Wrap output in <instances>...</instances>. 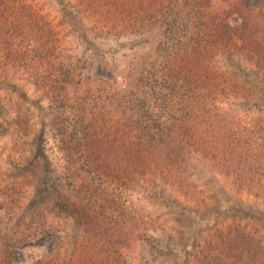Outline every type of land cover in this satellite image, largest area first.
Here are the masks:
<instances>
[{"label":"rangeland","instance_id":"374dc122","mask_svg":"<svg viewBox=\"0 0 264 264\" xmlns=\"http://www.w3.org/2000/svg\"><path fill=\"white\" fill-rule=\"evenodd\" d=\"M155 1L6 0L2 6L11 19L0 18V224L7 222L18 236L26 232L20 227L24 218L32 236L38 222L52 224L46 233L13 243L17 258L12 264H63L82 250L92 255L116 250L122 254L116 264H264V165L252 169L255 181L245 183L234 162L221 163L200 146L150 151L145 171L122 204L137 211L139 225L131 232L116 221L121 213L113 197L123 192L121 187L112 192L118 183L106 171L121 167L111 140L98 162L91 158L95 145L105 135L112 139L111 119L152 124L156 115L173 126L174 111L168 108L180 92L159 82L164 80L161 69L175 57L173 52L161 55L157 46L206 35L193 18L174 25V0ZM246 3H237L226 19L228 48L215 56L213 80L202 79L206 91L215 90L207 103L230 113L226 131L239 139L250 136L258 152L264 144V40L259 42L256 27H264V0ZM172 26L174 36L168 33ZM45 30L61 66L41 72L35 47ZM190 56L178 67H196L194 53ZM64 73L70 77L62 87L58 79ZM43 74L52 77L43 79ZM180 74L184 92L195 79ZM52 78L56 89L48 83ZM175 127L182 136V127ZM252 130L260 133L254 137ZM234 144L228 141L223 154L237 159L241 152ZM179 152L192 178L190 188L174 169L173 184L159 173L162 153L177 158ZM154 184L166 192L159 201L148 194Z\"/></svg>","mask_w":264,"mask_h":264},{"label":"trees","instance_id":"16d2710c","mask_svg":"<svg viewBox=\"0 0 264 264\" xmlns=\"http://www.w3.org/2000/svg\"><path fill=\"white\" fill-rule=\"evenodd\" d=\"M147 1L151 5H153L154 2L158 4V2L155 0H145V2ZM174 1L175 5L170 11V13L173 14L172 18L174 20V25L179 27L181 23H185L188 18H193L194 26H201L203 28L201 30L206 31L204 39L199 38L197 35L196 37L189 38V40L180 42L174 46L168 44L164 45V43H160L157 46L159 47L161 55H167L173 52L175 57L172 63L166 64L161 69L163 70L162 74L164 80L159 82L160 86H162L163 83L167 85L164 86L165 88H171L173 93L180 92L178 101L171 106L172 108H168L174 111V113L171 114L172 118H174V125H166L161 120H158L156 115L154 117L155 119L152 120V124H148L144 120H142V122L139 120L129 121L128 118L124 120L111 119L109 120V128L112 139H109L106 135L103 136L102 139L95 145V150L91 156L92 161L94 160L95 162H98L102 160L106 155V150L102 147H104L106 141L109 142V140H111L110 142L113 143L112 147L116 152L115 154L117 157V164L121 168L113 172H109L107 170L106 174L118 183L114 184L112 192H116L118 189H120V187L122 188L123 192L121 195L115 193L116 196L113 197V201L117 206L116 209L121 213V216H119L116 221L118 222L119 226H122V222H124L125 227L131 232L135 231V228L138 227L139 224H137V222L139 216L134 208H124L122 206L123 198L130 185L139 177L138 175L140 172L143 173V171H145L144 163L146 162L150 151H157L160 148H165L168 146L178 147L181 150L186 146L190 147V149H197L199 146L201 148H206L213 153L212 155L215 160H219L221 163L224 161L229 163L234 162L233 168L235 173L239 176V178H241V180H244L245 183H248V181H255L256 177L254 173L251 172L252 169L264 165V154H260L261 151L264 152V144H259L260 148H257L259 151L255 152L253 151L254 148H256L254 147L255 142L249 143V140L251 139L250 136L247 139H239L234 137L233 133L226 131L228 123L225 122V120H228L227 116L230 113L226 112V110L224 112L217 105H214L211 99L210 104L207 103V101L209 102V100H206L207 96H209L210 93L215 94V90L211 87L210 90L206 91L205 89L207 88L206 86L208 84L206 83V79H202L203 75V77H210V80H213L216 74L215 67L217 66V60L215 56L225 52V49L228 48V43L224 40L225 37L231 32L230 26L227 22L229 18L227 17L233 11H235V5L237 3L244 2L245 0H204L203 5V0H191V2H188V0ZM251 1L252 0H246V4L251 6ZM5 3L6 0H0V18L8 20L10 17L6 16V11H4L5 14H3L4 8L2 6ZM184 5H188L189 7ZM192 12L195 14L193 16L189 15ZM145 19L146 17H142L140 21H145ZM149 24L143 23L141 25L148 26ZM256 28H258L256 31L258 34L257 38L258 40L262 39L259 41L261 42L264 40V27L261 26V24H257ZM46 32L47 34L43 35L41 40L42 42L37 40L35 47L36 54H39L43 61V63H41V68H37V70H41V72L50 69L51 71H54V68L61 66L60 58L56 57L54 59L56 51H53V45L50 44L49 38H47L50 32ZM176 32V28L172 26L168 33L170 36H174ZM250 34L255 35V33L253 34L251 32ZM212 48L213 52L211 57H209L210 50ZM192 52L194 53L195 57V59L192 61H196V67L188 68V65L182 66V69L178 67L181 64V60H187L189 54L191 55L190 58H192ZM49 54L51 55L49 56ZM199 65L201 67L200 69L198 68ZM205 66H208L209 69L206 70L204 68ZM66 72L67 70L65 73ZM180 73H183L185 78L188 76V78L191 80L195 79L194 84L190 85L189 83V89L186 88V91L184 92H182L178 86V84H182L180 82V79L182 78ZM204 73L206 75H204ZM64 74L63 77L60 78L61 80L57 78L62 87L64 85L63 81H66L67 78L70 77L66 74L64 77ZM198 74L199 76H196ZM42 77L45 79L51 78L52 76H45V74H43ZM48 83H50L54 88L57 84V82L53 81V78ZM171 84L172 86H170ZM165 108L167 109L166 106ZM145 112L151 113L146 108V106ZM146 117L149 116L147 115ZM177 125L182 127L179 133L182 134L183 137L176 134L177 131L175 126ZM131 128L132 131H130ZM252 132L254 137H256L255 134L260 133L259 131L255 132L254 130H252ZM86 140L87 142L88 140L91 141L90 138H86ZM230 140H235L233 149L237 151V153L238 151L241 152L237 159L231 158L229 154L227 156L224 155L226 154L227 143ZM100 149H103L104 153H100ZM179 155L181 156V152L177 154V158H172L174 156L172 153H162V156H158L162 161H165L163 167L160 165L159 173L162 175V177H164L165 180L168 181V183L173 184L175 171L171 169H174L184 181L183 183L181 182L182 185L185 188H190L192 184V178L191 175H188L189 171L187 172V166L179 160ZM186 159L187 158L185 157L184 160ZM182 174H184V177H182ZM124 176L126 177L125 180H123ZM165 193L166 192L163 187L160 186L158 188L155 184L152 190L148 192L150 198L156 201H159L165 197ZM144 221L145 220L143 219V222ZM38 223L39 224L36 227L37 229L34 230L35 235H39L41 232L46 233L49 231L47 228L52 225L48 221ZM1 224L0 264H12L17 258V254H15V251L11 249V246H13V243L17 245L23 242L24 236L25 239L32 236V234L28 233L31 225L28 224L27 220L24 218L23 223H20V227L23 226L26 232L23 233L24 236H20L19 234V237L17 235L19 232H17L16 228L11 225L9 226L7 222H2ZM145 225H147V222ZM92 232H94V230H92ZM121 233H114L117 234L114 236L116 237L115 240L117 241L118 245L121 243ZM35 235L32 237L35 238ZM96 255L98 257H96ZM96 255H92L90 252L82 250L81 252H77L75 257L66 260L63 264H116L122 258V254L120 252L117 253L116 250L103 253L98 251V254Z\"/></svg>","mask_w":264,"mask_h":264}]
</instances>
